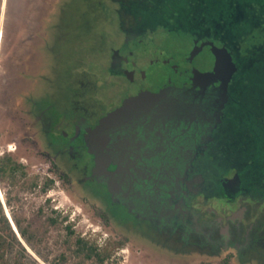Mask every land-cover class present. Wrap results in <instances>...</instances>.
Returning a JSON list of instances; mask_svg holds the SVG:
<instances>
[{
    "label": "rangeland",
    "instance_id": "rangeland-1",
    "mask_svg": "<svg viewBox=\"0 0 264 264\" xmlns=\"http://www.w3.org/2000/svg\"><path fill=\"white\" fill-rule=\"evenodd\" d=\"M146 1L153 4L152 28L138 39L145 44L138 45L141 54L136 60L143 64L154 62L153 67L146 66L148 81L156 72L168 75L173 65L181 69L184 65L191 66L174 78L182 93L177 89L179 94L174 95L172 91L175 98L188 99L186 92L200 94L201 80L209 84L213 81L204 76L203 64L209 66L208 62L226 57L227 85L236 87L232 81L243 78L237 87L243 105L233 101L230 107L233 128L237 130L238 125L243 127L254 121L257 134L252 139L243 130H237L229 142L232 152L237 153L234 164L245 165V172L251 178L264 177V127L258 128L256 122L258 114L264 115V57L252 58L245 51H231L222 42V36L213 39L207 36V43L200 44V40L194 41L193 30L186 22L168 24L177 15L187 16L188 8L192 7L189 0ZM128 2L132 3L130 0H0V168L4 164L12 168L0 180V218L5 215L9 219L29 254L18 258V246L7 238V259H20V264H99L77 254L76 242L82 237L96 243L102 251L112 252L105 264H241L226 254L211 257L180 251L153 230L133 228L122 208L105 203L103 188L71 182L53 167L48 156L38 151L35 130L30 127L32 119L26 116L34 106L33 100L40 99L43 105L56 108L62 115L82 114L88 105L100 109L98 100H105L106 108L122 100L128 81L110 75L109 71L110 64L117 62L119 70H123L131 58L129 51L137 52L134 42L124 45L129 36L122 17L125 6L130 5ZM141 2L136 0L132 4ZM236 2L246 10L250 2L264 6V0L213 1L219 8V16L223 14L230 20L233 38L252 35L253 40L262 39L264 25L261 31L254 20L236 22L241 17L235 9ZM204 28L196 27L199 32ZM235 40L234 45L238 46ZM108 49L122 50L111 58L113 51ZM211 72L218 81V74ZM21 97H25L24 106ZM19 116L26 122L24 141ZM111 140L106 139L107 144ZM108 151L115 153L113 149ZM16 219L33 236L32 244L21 236ZM248 264H264V260L254 258Z\"/></svg>",
    "mask_w": 264,
    "mask_h": 264
},
{
    "label": "flooded vegetation",
    "instance_id": "flooded-vegetation-1",
    "mask_svg": "<svg viewBox=\"0 0 264 264\" xmlns=\"http://www.w3.org/2000/svg\"><path fill=\"white\" fill-rule=\"evenodd\" d=\"M141 1L136 6L130 2L125 6L122 21L129 37L124 45L145 44L138 39L152 28L153 4ZM208 1L204 4L189 0L192 7L188 8L187 16L177 15L168 24L186 22L193 30L194 41L200 40V44L207 43V36L210 39L222 36L229 50L245 51L252 58L264 57V32L257 44L251 41L241 45L245 41L243 35L233 38L230 20L223 14L219 16V8L213 4L216 0ZM236 4L235 9L241 14L236 22L254 20L263 31L264 6L250 2L245 10L239 6L241 3ZM198 25L205 28L199 32ZM234 40L238 46L234 45ZM139 48L135 53L129 51L131 58L125 64L124 58L120 59L125 67L123 70L116 65L119 62L110 64V74L128 81L122 100L110 108L105 107L102 99L98 100L100 109L88 105L82 114L62 115L56 108L43 105L40 99L32 101L34 106L26 116L32 119L30 127L35 130L38 151L48 156L53 167L61 170L71 182L103 188L105 203L122 208L126 221L133 228L145 232L153 230L165 243L180 251L211 257L226 254L227 258L241 264L251 263L254 258L264 260V177L251 178L245 172V165L234 164L237 153L229 146L239 130L252 139L257 137L254 121L247 126L238 125V131L232 124V102L243 105L237 95L243 78L237 77L232 81L237 86L231 84L229 87L223 65L227 58L220 57L215 63L208 62L209 66L203 64L204 76L213 81L209 84L201 80L199 95L186 92L188 99L175 98L172 91L174 95L179 94L182 88L174 78L186 73L191 66L184 65L181 69L173 65L168 75L156 72L150 75L149 82L148 67H153L154 62H137L141 54ZM121 50H112L111 58ZM212 70L218 74V81L210 73ZM149 94L154 95L149 98L151 101L146 100L138 106L146 111L135 114L131 122L122 121L111 143L103 139L99 142V155L94 154L91 139L94 130L107 123L108 116L127 101ZM21 98L24 106L25 97ZM183 111L186 114H182ZM23 118L19 116L18 119L24 135L22 141L26 130ZM256 122L262 129L264 115L258 114ZM248 164L251 166L252 162ZM110 183L114 197L109 190Z\"/></svg>",
    "mask_w": 264,
    "mask_h": 264
},
{
    "label": "trees",
    "instance_id": "trees-1",
    "mask_svg": "<svg viewBox=\"0 0 264 264\" xmlns=\"http://www.w3.org/2000/svg\"><path fill=\"white\" fill-rule=\"evenodd\" d=\"M57 6V5H56ZM57 8V7H56ZM116 10V9H115ZM253 36L245 37L243 38L245 41L241 43V45H248L249 42L258 43V41L253 40ZM260 41V40H259ZM263 42V41H261ZM113 49V48H112ZM110 50V52L112 51ZM109 52V53H110ZM111 55V53H110ZM110 74V72H109ZM112 75V74H110ZM113 76V75H112ZM4 167L0 168V180L3 178V173L7 172L8 169L11 168V165L9 167L8 164H4ZM12 169V168H11ZM14 170V169H13ZM2 210V209H1ZM16 224L19 229V232L21 236L27 241V243L30 245L32 244L33 236L29 235V231L27 229H24L21 225L20 220L16 219ZM56 221L52 220V223L55 224ZM0 223L2 224V228L0 230V264H20L19 260L21 257L28 256L27 249L22 245L20 242L16 232L14 231L9 219L5 217V215H2L0 218ZM71 234H74L72 230H70ZM7 238L11 239L15 245L18 246V258H20L18 261H12L7 259ZM77 246V254H84V258L86 260H95L99 264H105L107 260H109L112 256V252L105 250L102 251L101 248L96 244L91 242L90 240H86L85 238L79 237L76 242ZM62 260H65L64 256H62ZM35 262V261H34ZM37 264V262H35Z\"/></svg>",
    "mask_w": 264,
    "mask_h": 264
},
{
    "label": "water",
    "instance_id": "water-1",
    "mask_svg": "<svg viewBox=\"0 0 264 264\" xmlns=\"http://www.w3.org/2000/svg\"><path fill=\"white\" fill-rule=\"evenodd\" d=\"M226 63L227 61H225V63L223 62V65ZM153 96L154 95L149 94L148 96L143 95L138 98L131 99L127 101L120 109H118L115 112H112L107 118L108 122L101 125L99 128H96V130L91 135V139L94 141L93 142L94 152L97 155H99V150H100L99 142H101L103 139H105V141L106 139H111L113 137L112 135L115 134L119 129H121L120 126L122 121L131 122L134 120L135 114L138 115V113L145 112L146 111L145 108H143L142 106L141 107L138 106H140V104L145 102L146 100L151 101L149 98H152ZM175 112L178 113L179 111H175ZM183 113L186 114L184 111L182 112V114ZM108 185H109V190L114 197L115 191L111 186V183Z\"/></svg>",
    "mask_w": 264,
    "mask_h": 264
}]
</instances>
